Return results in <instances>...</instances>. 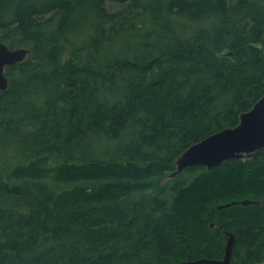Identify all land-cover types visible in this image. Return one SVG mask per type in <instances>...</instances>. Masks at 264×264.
Wrapping results in <instances>:
<instances>
[{
	"label": "trees",
	"instance_id": "trees-1",
	"mask_svg": "<svg viewBox=\"0 0 264 264\" xmlns=\"http://www.w3.org/2000/svg\"><path fill=\"white\" fill-rule=\"evenodd\" d=\"M0 42V264H264V206L214 210L264 149L171 177L264 96V0H0Z\"/></svg>",
	"mask_w": 264,
	"mask_h": 264
},
{
	"label": "water",
	"instance_id": "water-1",
	"mask_svg": "<svg viewBox=\"0 0 264 264\" xmlns=\"http://www.w3.org/2000/svg\"><path fill=\"white\" fill-rule=\"evenodd\" d=\"M29 53L28 49L13 50L0 42V91H6L9 88V81L5 74L6 68L22 63L26 60ZM263 149L264 96L249 112L241 115L240 122L236 127L224 129L187 149L177 160V170L171 177H176L188 168L204 167L208 170H213L228 161L242 159ZM251 204L264 206V200L258 202L250 200L232 202L217 206L214 210H222L237 205L247 207ZM211 227L214 228L215 225L211 224ZM227 236L229 239L226 244L224 259H202L180 264H233L232 255L236 238L231 233H227Z\"/></svg>",
	"mask_w": 264,
	"mask_h": 264
},
{
	"label": "rangeland",
	"instance_id": "rangeland-1",
	"mask_svg": "<svg viewBox=\"0 0 264 264\" xmlns=\"http://www.w3.org/2000/svg\"><path fill=\"white\" fill-rule=\"evenodd\" d=\"M260 47H262V46H260ZM49 165L54 166L55 165V162L52 161Z\"/></svg>",
	"mask_w": 264,
	"mask_h": 264
},
{
	"label": "bare ground",
	"instance_id": "bare-ground-1",
	"mask_svg": "<svg viewBox=\"0 0 264 264\" xmlns=\"http://www.w3.org/2000/svg\"><path fill=\"white\" fill-rule=\"evenodd\" d=\"M71 186H72V185H71ZM71 186H70V187H71ZM8 197H9V196H8ZM5 200H6V199H5ZM246 257H247V256H246ZM192 262H193V261H192Z\"/></svg>",
	"mask_w": 264,
	"mask_h": 264
}]
</instances>
